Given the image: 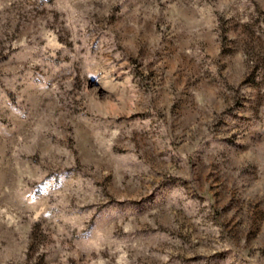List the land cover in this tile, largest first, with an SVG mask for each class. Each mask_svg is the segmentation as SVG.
Instances as JSON below:
<instances>
[{
    "label": "rangeland",
    "instance_id": "374dc122",
    "mask_svg": "<svg viewBox=\"0 0 264 264\" xmlns=\"http://www.w3.org/2000/svg\"><path fill=\"white\" fill-rule=\"evenodd\" d=\"M0 264H264V0H0Z\"/></svg>",
    "mask_w": 264,
    "mask_h": 264
}]
</instances>
